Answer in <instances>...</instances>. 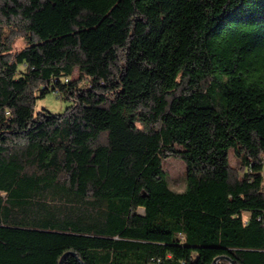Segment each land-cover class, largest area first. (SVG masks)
Here are the masks:
<instances>
[{
    "label": "trees",
    "instance_id": "16d2710c",
    "mask_svg": "<svg viewBox=\"0 0 264 264\" xmlns=\"http://www.w3.org/2000/svg\"><path fill=\"white\" fill-rule=\"evenodd\" d=\"M67 253L264 264V0H0V264Z\"/></svg>",
    "mask_w": 264,
    "mask_h": 264
},
{
    "label": "rangeland",
    "instance_id": "374dc122",
    "mask_svg": "<svg viewBox=\"0 0 264 264\" xmlns=\"http://www.w3.org/2000/svg\"><path fill=\"white\" fill-rule=\"evenodd\" d=\"M24 47V41L20 40L16 45V49ZM68 103L63 101L60 97H57L54 93H50L45 98L39 99L37 103L38 110L47 109L54 114H62ZM232 163L236 165L233 153H231ZM165 171L169 176L170 187L175 191H184L186 188L185 172L186 165L182 161L176 159L167 160L164 163ZM4 196H6L4 194ZM140 213H144L143 209H140ZM249 218V215L244 214L245 221Z\"/></svg>",
    "mask_w": 264,
    "mask_h": 264
},
{
    "label": "water",
    "instance_id": "95a60500",
    "mask_svg": "<svg viewBox=\"0 0 264 264\" xmlns=\"http://www.w3.org/2000/svg\"><path fill=\"white\" fill-rule=\"evenodd\" d=\"M68 255H70V253H67V254L64 255V257H63L62 260H61V264H64V261H65V259H66V257H67ZM73 255L75 256L76 254L74 253ZM218 260H219V259H217L216 262H217ZM80 263L83 264L82 262H80ZM233 264H234V263H233Z\"/></svg>",
    "mask_w": 264,
    "mask_h": 264
}]
</instances>
